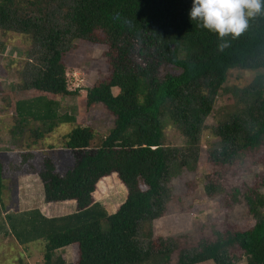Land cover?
Returning a JSON list of instances; mask_svg holds the SVG:
<instances>
[{"label":"trees","instance_id":"trees-1","mask_svg":"<svg viewBox=\"0 0 264 264\" xmlns=\"http://www.w3.org/2000/svg\"><path fill=\"white\" fill-rule=\"evenodd\" d=\"M261 3L247 29L237 38L225 37L228 47L219 51L217 35L190 21L192 0H0V29L25 36L33 59L22 72V87L35 94L14 101L13 119L24 127L39 123L30 130L29 144L21 140L25 147L10 166L12 180L33 176L30 186L37 183L43 203H74L72 212L49 217L37 207L3 208L0 228L5 225L19 245L41 242L42 264H143L152 252L168 261L170 249L162 242L143 246L138 236L164 211L168 179L187 168L189 159L195 161L204 119L228 70L264 68ZM75 39L106 47V75L84 89L85 107L99 104L112 117L96 143L91 128L73 125L74 116L57 112L54 99L76 93L67 88L62 61ZM229 92L237 107L209 128L216 139L206 151L212 164H229L244 150L264 145V74ZM67 123L72 126L62 140L72 164L58 172L51 156H35L44 138ZM165 126L179 131L183 149L163 143ZM2 164L0 173L8 176V163L7 169ZM256 186L225 192L243 202L250 218L246 227L223 224L211 240L179 251L174 264H236L238 253L244 264H264V196ZM100 187L106 197L121 198L112 212L95 198ZM204 189L208 196L222 191L212 181ZM67 247L75 251L72 263L56 253Z\"/></svg>","mask_w":264,"mask_h":264},{"label":"rangeland","instance_id":"rangeland-1","mask_svg":"<svg viewBox=\"0 0 264 264\" xmlns=\"http://www.w3.org/2000/svg\"><path fill=\"white\" fill-rule=\"evenodd\" d=\"M29 42L25 36L0 29V117L3 122L8 119L9 129L7 134L12 135V144L16 147V153L5 154V160L0 158V163H8V173L12 162L18 160L19 150L29 144L32 138L30 130L39 127L38 122L29 121L27 125L19 126L13 119V103L18 98H26L34 95L32 90L22 87L24 79L23 70L29 69L33 63L32 51H29ZM106 47L102 44H93L84 40H72L67 50L63 53L62 61L65 68L66 84L75 94L56 96L59 114L67 113L74 116L73 125L88 126L94 134L93 143L98 142L112 125V117L99 104L86 108L84 104V89L102 79L107 73V63L104 52ZM256 73L264 74V68L257 71L229 69L225 82L222 84L214 98L210 113L204 119L196 145V159H189L187 168L176 171L166 183L167 200L161 216L154 219L148 226V232L141 230L138 236L143 246L148 241L157 244L162 242L170 249L168 261L156 257L152 252L149 259L143 264H174L179 251H192L200 239L211 240L213 233L225 223H236L239 227H246L250 218L246 214L243 202L232 201L225 194L231 186L247 187L257 184V190L264 196V145L257 149L244 150L235 160L229 164H212L207 161L206 151L216 144V139L209 135V128L223 121L237 106L229 91L246 85ZM115 93L116 90L113 89ZM72 123L60 124L44 142L36 158L41 154H47L54 160L56 170H64L72 164L66 150L63 148V135L69 130ZM163 143L170 147L183 149L186 145L184 138L173 126H165L163 129ZM35 148V147H34ZM38 148V147H37ZM1 150H5L3 145ZM29 149H33L31 145ZM4 161V162H2ZM3 169L7 165L2 164ZM0 183L5 188L1 190L0 222H3V211H17L30 207L38 196V185L32 187L30 192L24 191L23 183L12 180L11 172L8 176L0 173ZM6 181V182H4ZM16 186V192L11 189ZM216 182L222 188L220 193L208 196L204 186L207 182ZM106 184H108L106 182ZM101 190V192H100ZM3 191V192H2ZM111 192V191H109ZM101 187L95 192L102 206L106 209L105 201L112 205L120 202L109 193L106 197ZM23 201H20L21 198ZM24 197L29 198L26 203ZM9 199V200H8ZM16 199V200H15ZM7 200V201H6ZM16 203V206L14 205ZM8 203V204H7ZM20 204V205H18ZM7 205V206H6ZM4 208V210H3ZM264 211V207L261 209ZM107 211V209H106ZM108 212V211H107ZM4 231H3V229ZM0 228V264H42V244L33 242L27 245H19L13 236L6 231L5 225ZM144 231V235H142ZM63 257L66 263L75 260V251L66 248L56 251ZM236 264H244L245 257L236 255ZM198 264H211L206 261Z\"/></svg>","mask_w":264,"mask_h":264},{"label":"clouds","instance_id":"clouds-1","mask_svg":"<svg viewBox=\"0 0 264 264\" xmlns=\"http://www.w3.org/2000/svg\"><path fill=\"white\" fill-rule=\"evenodd\" d=\"M262 10L261 0H192L188 16L197 27L207 29L221 41L219 51L228 47L225 37L237 38L248 27V18Z\"/></svg>","mask_w":264,"mask_h":264},{"label":"crops","instance_id":"crops-1","mask_svg":"<svg viewBox=\"0 0 264 264\" xmlns=\"http://www.w3.org/2000/svg\"><path fill=\"white\" fill-rule=\"evenodd\" d=\"M8 129H9L8 119L5 120V122H3V119L0 117V147H1V145H3V147L5 148V150L0 149V158H2V160H5V158H6L5 154H7V155L13 154V153H16V151H17L15 145L12 144V138L10 137L9 134H7ZM2 162H4V161H2ZM5 164H7V163H5ZM16 181L18 182V184L19 183H28L27 184L28 187L23 186L24 191H27V192H30L32 189V186H30V183L35 184L34 177L29 176V175L15 176L14 177V183ZM4 182H6V181H4ZM1 188H2V186L0 185V189ZM0 195H1V193H0ZM20 198H21L20 201H23V198L22 197H20ZM24 200L26 201V203H28L30 201L28 197H24ZM102 201L106 203L105 207H106L108 212H112L114 210V207H112V204H110L109 202L107 203L105 201V199H103V198H102ZM16 203L17 202L15 201V204H14L15 206H16ZM18 205H20V204H18ZM33 207H37L42 212V214L49 217V216H59V215H63V214H67V213L72 212L74 210V203L71 200L64 201V202H58V203H43L42 199L39 198L30 207L20 209V210H25V209H29V208H33ZM20 210H17V211H20Z\"/></svg>","mask_w":264,"mask_h":264}]
</instances>
